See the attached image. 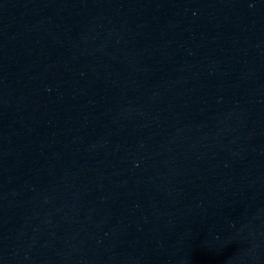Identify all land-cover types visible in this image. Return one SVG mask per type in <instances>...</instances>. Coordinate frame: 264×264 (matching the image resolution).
<instances>
[{"label":"water","instance_id":"1","mask_svg":"<svg viewBox=\"0 0 264 264\" xmlns=\"http://www.w3.org/2000/svg\"><path fill=\"white\" fill-rule=\"evenodd\" d=\"M0 264H264V0H0Z\"/></svg>","mask_w":264,"mask_h":264}]
</instances>
